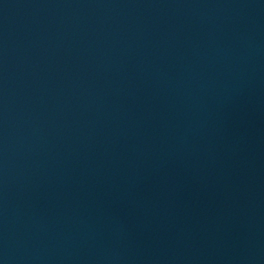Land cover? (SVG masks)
Returning a JSON list of instances; mask_svg holds the SVG:
<instances>
[{
  "label": "water",
  "instance_id": "water-1",
  "mask_svg": "<svg viewBox=\"0 0 264 264\" xmlns=\"http://www.w3.org/2000/svg\"><path fill=\"white\" fill-rule=\"evenodd\" d=\"M90 264H264V70Z\"/></svg>",
  "mask_w": 264,
  "mask_h": 264
}]
</instances>
